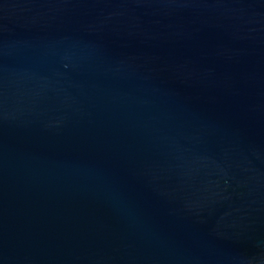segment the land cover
Wrapping results in <instances>:
<instances>
[{"label": "water", "instance_id": "obj_1", "mask_svg": "<svg viewBox=\"0 0 264 264\" xmlns=\"http://www.w3.org/2000/svg\"><path fill=\"white\" fill-rule=\"evenodd\" d=\"M0 264H264V0H0Z\"/></svg>", "mask_w": 264, "mask_h": 264}]
</instances>
